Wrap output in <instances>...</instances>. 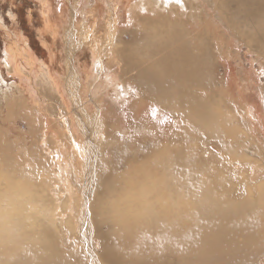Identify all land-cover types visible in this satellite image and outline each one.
Listing matches in <instances>:
<instances>
[{
    "label": "bare ground",
    "instance_id": "6f19581e",
    "mask_svg": "<svg viewBox=\"0 0 264 264\" xmlns=\"http://www.w3.org/2000/svg\"><path fill=\"white\" fill-rule=\"evenodd\" d=\"M78 1L71 8L73 23L75 12L80 14L79 4L82 9L88 6L86 1ZM113 1H102L96 11L99 18L106 11L110 15L117 10ZM38 2L45 32L56 39L63 4ZM125 2L128 18L141 16L130 31L143 30V36L131 40L134 46L110 45L105 54L92 46L91 64L76 66L75 59L85 48L76 41L69 23L62 36L64 75L55 67L60 61L50 51L41 60L20 29L11 34L6 29L9 41H5L4 61L25 92L11 104L28 111L26 100L35 115L28 132L22 131L17 139L18 147L29 157L22 151L8 158L6 149L0 150V264H264V225L247 231L250 239H261L252 253L233 245L232 239L242 236L250 224L248 210L238 211L233 218L208 219V210L199 199L196 222L189 216L176 234L172 220L164 225L153 209L140 204L155 195L158 207L169 216L176 197L165 198L161 191L184 187L188 181L202 185L179 166L184 164L178 157L182 152L188 157L209 153L203 158L211 161L215 157L226 168L229 185L218 189L264 184V152L256 149L258 143L264 144V125L256 124L260 120L243 96L253 95L264 108V82L259 76L264 78V66L258 61L262 55L264 63V0ZM102 6L107 8L103 14ZM94 39L92 35L89 43L87 35V44ZM222 41L234 48L240 42L258 55V60L248 62L250 79L240 66L236 101V95L228 98L226 83L221 81ZM110 56L113 63L107 65L103 57ZM111 87L116 93L112 98ZM133 108L138 109L134 112ZM242 127H246L245 133L235 132ZM191 145L193 149H189ZM252 150L260 155L256 163L246 162ZM236 151L245 155L244 162L238 163ZM169 163L178 165V173ZM196 164L193 171L202 162ZM246 166L248 180L236 182V173ZM31 189L34 201L43 199L45 203L32 222L22 216L31 207ZM74 194L82 199L75 208L71 205ZM205 194L210 203H226L225 196ZM134 218L136 225L126 224ZM138 247L144 250H136ZM79 249L87 261L83 262Z\"/></svg>",
    "mask_w": 264,
    "mask_h": 264
},
{
    "label": "rangeland",
    "instance_id": "374dc122",
    "mask_svg": "<svg viewBox=\"0 0 264 264\" xmlns=\"http://www.w3.org/2000/svg\"><path fill=\"white\" fill-rule=\"evenodd\" d=\"M73 1L74 0H52L54 5L56 6H59L60 3L63 4V10H62L63 18L60 21L61 30L59 31L56 37L57 41H55L56 39H54L51 35L45 32V28L43 27L42 19L40 17L41 16L40 4L38 0H0V21H1L0 22V27H1L0 29V150L6 149V157L8 156V158L14 156L15 154H21L22 151H24L23 155L29 157L28 152H26L23 148H20V146L18 147L17 139L20 137L22 131L26 130L28 125L31 124L32 117L35 115V110L33 107H31L30 104H27L26 100L25 102L23 101V103L29 109L28 111H24L23 108L18 110L11 104L12 100H16L17 97L25 96L24 94L25 92L20 86L19 78L13 73L9 72L10 69L6 66L4 61L3 50L5 46V41L6 39L7 41H9V37L6 34V29L9 30L10 34L14 33V29H20L24 33L23 35L28 37L29 45L32 51L37 53V55H39L41 60L47 59L49 56L48 52L50 51L51 55L56 60H58V62L60 61V63H56L55 67L57 68L58 66L59 69L58 71L60 72V74L63 73V75L65 74V70H63V66L66 60V56L63 52L64 44L62 42L63 41L62 36L64 35L63 32L70 27V24H73V28L75 29L76 41L85 48L81 51L80 57L77 58L79 59V62L76 61L77 59H75L74 63L76 64V66H78L79 63L81 64L86 63L87 65L91 64L90 47L92 46H94L97 50L101 49L102 54H105V50H110L117 43L125 45L126 47H128L129 45L134 46L135 42L132 43L131 40L136 38H141L143 36L142 35L143 30L140 31V29H137L136 31L134 30L132 32L130 31V28L137 23V20L141 18V16L128 18L127 15H125L124 4L127 3L125 2L126 0H114L113 4L117 7V10H114L116 13L113 12V14L110 15L107 13V11L104 14V16L102 15L103 10L107 9L106 6H102L101 7L102 18H99L100 15H98L100 12H97L96 14V11L97 8L104 3V2L102 3V1L107 2L108 0H102V1L80 0L82 1V3L86 1L85 5L87 3L89 7L86 5V8L82 9L83 6L79 4L78 9L80 14L74 11L76 14L74 23L73 21L70 22V19L72 17L70 16V13L72 11L71 8H73ZM89 13L91 15L93 13L96 16L95 17L93 15L91 17L87 16V14ZM142 17L144 16L142 15ZM129 19H131L132 22H130ZM87 35H89V43L92 35H95V39L92 41L90 46L88 45L89 43L87 44ZM12 37L14 38V35ZM87 45L89 47H87ZM230 45L231 44H229L228 42L222 41L221 42L222 52L219 54V59L222 60L224 67L220 71V74H222L221 81L224 85L226 83L225 85L227 88L226 92H228V94L230 95L228 96L229 99H231V94H233L234 96L236 95L235 90L238 89L236 83L238 82V78L240 77V71H241L240 66H244V68H246L245 77L249 76L251 78L249 71L250 66H248V62L250 63L249 61L250 59L252 58L256 59L258 56L256 52L255 53L251 52L250 48H248L246 45L240 44V42L238 43L236 48L231 47ZM45 47H49V50L46 51ZM219 47L220 46L217 45V48ZM258 58L257 60L260 61L261 65L264 66V63H262L263 56L260 55L258 56ZM113 59L114 58L111 56L109 58L103 57V62L106 63L107 65H111L113 63ZM256 66L259 68L258 65ZM261 75L263 76V74L259 75L260 79L261 81L264 82V78ZM83 83H85V79L83 80ZM247 83L252 84L249 82V80ZM246 86L249 87L248 92H252L251 87L249 85ZM244 89L245 91L247 90L246 87ZM108 92L111 98L114 95H116L112 87L108 88ZM243 96L245 97L244 99H246L247 102L251 105V108L252 110H254L256 117H258V119L260 120L257 121L256 124L258 125L259 123H262L264 125V119L262 118L264 114V108L261 107L260 102H258L257 99L253 98V95L249 96V94L246 95L243 94ZM136 98L137 97H134V99ZM233 99H235V101L238 100L237 95ZM137 109L138 108H133V111L136 112ZM243 119L245 124H247L248 123L247 120L245 118ZM39 125L42 126L41 123H39ZM246 130H247L246 127L245 128L242 127L239 128L238 130L235 129V132L245 133ZM262 130L264 132V129ZM26 131L28 132V130ZM233 139L238 140L235 139L234 137ZM258 147L259 149H263L264 152L263 143L260 144L258 143L256 149H258ZM189 149H193V145H191ZM153 150L156 152L158 151L157 149H153ZM250 152L252 156L248 157L249 159H247L246 157V162H248L249 160L256 163V159L260 155L259 156L255 155L256 153L253 152V150ZM236 153L237 154H235V157L237 156L236 159L238 163L244 162L245 155H243L241 151L240 152L236 151ZM205 154H209V153L201 152L191 157H188L186 152H182L181 154L178 155V157L181 158L184 163L182 166L181 165L179 166L184 167V169L187 170V174L195 175L200 181H202V185L196 184L195 181H188V184L184 187H178L175 185L169 188L168 190L161 191L160 195L164 196L165 198L168 195L176 197V200L174 201L172 206L173 209L169 216L163 213L162 209L158 207L159 206L157 204L158 199L155 198V195H153L154 198L150 199V201H146L140 204L147 207V209L150 211L153 209L155 213L158 214L159 218L162 221H164V225H167L169 220H172V224L174 225V231H176V234L178 232L177 229L180 226V223L183 224L184 222H186L189 216L192 218L193 222H196L198 218V213L195 212V208H196V203L199 199L203 200L201 204L202 208L204 210L205 209L208 210L207 213L205 214L206 218L208 219L210 218L219 219L222 218L223 215H226L229 218H233L237 215L238 211L240 212L241 210H245V211L248 210L250 211L249 215L247 216V221L250 223L249 226L244 228V231L242 232V236L234 237L232 241L234 242L233 243L234 247L239 248L240 245L245 247L247 252L252 253V251L260 244L261 239L260 241H255L250 239L252 237L249 236V232L247 231H251L250 228L252 226L255 228H259V230L263 228L264 184L262 185L259 184L258 186H249V187L244 186L241 188H236L237 186H231L223 189H218L219 185H223V184L229 185L228 182L226 181L228 177L227 170L226 168L223 167L222 164L219 165L216 163L217 159L215 157H213L211 161L207 158H203ZM197 160H200L202 162V165L198 166L197 169L193 171L192 168L197 165L196 164ZM177 166L178 165L176 163H169L168 165V167L175 173H178L175 168ZM248 166H246L244 170L241 169L240 172L236 173L237 175L236 182L241 183L245 179L248 180V175H247ZM254 166H256V164H254ZM123 171H124L123 169L119 170V173H122ZM1 173L3 174V170H0V175ZM261 174L262 173H259V175ZM188 179L190 178L188 177ZM206 181L214 182L216 183V186L212 187ZM188 187H192V189L187 190ZM239 190L243 192L237 193V191ZM252 190L253 192L259 194L254 193L253 195V193L250 192ZM206 192H209L213 196L219 198L225 196L226 199L224 201H226V203L221 205V203H210L206 201L205 199ZM236 195L237 197L235 198ZM74 196L76 198L73 197V195L71 196L72 198H74L73 202L75 201L71 205H73L75 208L76 206H78L77 204L78 199L79 202L82 199L80 198L79 195L77 196L76 194H74ZM33 197H35V192L33 191V189H31L28 195L29 202H31L30 203L31 207H29L28 209L30 214L28 215L27 214L28 211H27L22 215L23 217H26L30 222L34 220V214L38 213V211L42 209H45V203L43 202V199L42 201L38 199L34 201ZM173 200L174 199H172V201ZM132 204L134 205V203ZM249 207H251L250 210L248 209ZM65 208H67V206H65ZM219 209L221 211H224L225 213L222 214L218 212ZM109 216L110 215L107 214V217ZM147 220L149 221V219ZM127 223L133 227L134 225H136L137 221L134 218L132 220H128V222L126 221V224ZM103 225L105 226L106 223H104ZM169 234H167L166 237ZM78 244L79 245L77 246H80V242ZM136 250L142 251L144 250V248L138 247V249ZM80 255L83 256V260H84L83 262L87 261L82 251H80ZM128 257L129 258L133 257V253L131 252V249H129L128 251Z\"/></svg>",
    "mask_w": 264,
    "mask_h": 264
},
{
    "label": "snow or ice",
    "instance_id": "6c2138e0",
    "mask_svg": "<svg viewBox=\"0 0 264 264\" xmlns=\"http://www.w3.org/2000/svg\"><path fill=\"white\" fill-rule=\"evenodd\" d=\"M153 111H156V109H153Z\"/></svg>",
    "mask_w": 264,
    "mask_h": 264
}]
</instances>
